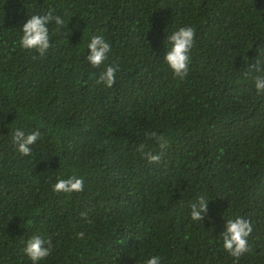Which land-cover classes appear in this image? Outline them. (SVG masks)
Here are the masks:
<instances>
[{
    "label": "trees",
    "instance_id": "obj_1",
    "mask_svg": "<svg viewBox=\"0 0 264 264\" xmlns=\"http://www.w3.org/2000/svg\"><path fill=\"white\" fill-rule=\"evenodd\" d=\"M49 10L64 25H48L40 57L21 48V29ZM182 27L195 36L177 79L163 57ZM93 36L111 48L98 68L87 61ZM108 66L111 88L96 83ZM256 76L264 0H0V264H32L23 249L33 236L52 241L37 264H233L221 233L237 217L253 225L238 264H264ZM17 129L40 133L28 156L12 143ZM151 132L168 141L158 163L137 151L161 153ZM73 175L83 191H52ZM201 195L207 214L194 222Z\"/></svg>",
    "mask_w": 264,
    "mask_h": 264
},
{
    "label": "clouds",
    "instance_id": "obj_2",
    "mask_svg": "<svg viewBox=\"0 0 264 264\" xmlns=\"http://www.w3.org/2000/svg\"><path fill=\"white\" fill-rule=\"evenodd\" d=\"M54 23L57 26L64 25V20L60 16H54L52 10L46 15H33L27 19L21 29L22 36L20 46L24 50L35 51L40 57L45 56L50 47V36L48 25ZM195 29L192 27H182L173 32L167 37L170 44L166 51L163 60L173 76L177 79H183L188 75L190 52L194 46ZM89 55L87 61L93 68H98L108 58V53L111 51L110 45L102 36H93L90 43L87 44ZM117 69L108 66L99 75L97 84L103 83L105 87L111 88L115 83V73ZM261 71L260 62L257 61L249 66V69L242 73L244 77L251 76V73ZM255 90L257 95L264 94V76H256ZM38 131L25 134L23 130L17 129L13 132L12 143L16 146L17 151L22 156L31 154V145L39 139ZM148 139H155L159 148L160 154H153L152 151H145V145L141 144L137 151L141 152L143 157L149 163H158L161 159L162 150L168 147V141L162 135H157L155 132L146 133ZM84 189V181L82 178L70 176L67 179L58 178L52 187V191L56 194H70L73 192H81ZM208 199L201 195L196 198L190 205V217L194 222H201L206 214ZM86 214L82 213V216ZM253 232V225L250 220L243 217L229 219L225 223V230L221 233L223 250L234 258L233 264H238L240 257L251 251L248 244V237ZM82 237L83 233H79ZM47 245V246H46ZM51 239L45 240L39 236H33L26 241V246L23 249L24 255L32 262H37L49 256L52 250ZM146 264H160L159 257H152L146 261Z\"/></svg>",
    "mask_w": 264,
    "mask_h": 264
}]
</instances>
